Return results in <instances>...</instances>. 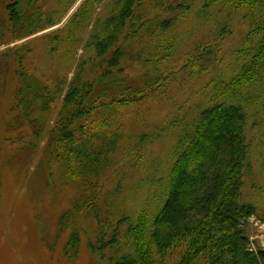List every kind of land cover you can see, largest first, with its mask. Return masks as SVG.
Returning <instances> with one entry per match:
<instances>
[{"label": "rangeland", "instance_id": "rangeland-1", "mask_svg": "<svg viewBox=\"0 0 264 264\" xmlns=\"http://www.w3.org/2000/svg\"><path fill=\"white\" fill-rule=\"evenodd\" d=\"M12 1L0 0V264L133 256L130 224L161 208L180 140L216 101L248 114L242 199L256 208L246 226L250 247L264 249V64L254 61L263 10L235 0H138L121 27L123 0H35L29 14L23 0L19 23L5 8ZM26 22L30 30L17 34ZM97 39L110 41L104 54ZM119 49L124 55L110 66ZM88 83L86 104L97 107L73 121L74 147L101 157L68 161L52 144L69 123L67 95ZM182 253L155 264H176Z\"/></svg>", "mask_w": 264, "mask_h": 264}, {"label": "trees", "instance_id": "trees-1", "mask_svg": "<svg viewBox=\"0 0 264 264\" xmlns=\"http://www.w3.org/2000/svg\"><path fill=\"white\" fill-rule=\"evenodd\" d=\"M34 1L29 0L24 6L28 14ZM22 2L15 0L5 6L12 22H20ZM234 2L236 6H249L264 12V0ZM136 4L139 6L138 0H123V9L117 16L121 27H125L126 19L136 14ZM177 7L187 10L190 5L182 3ZM174 18L166 19L162 26H170ZM3 22L0 14V31ZM117 25L108 28L115 33L119 28ZM27 28L26 22L23 29L16 26L15 32L20 34L24 29L27 32L30 30ZM256 30L262 38L254 61L264 64V18L257 23ZM109 44V39L93 41L100 54L108 51ZM123 55L121 49L115 51L110 66H118ZM252 68H246L245 77L252 78L249 75ZM78 86L65 99V117L69 123L62 126V133L58 132L57 140L52 144L54 148L61 146L68 161L81 152L74 147L77 142L71 128L73 121L92 113L97 107L94 103L86 104L93 96L92 84ZM141 98L144 94L138 97ZM117 102L127 103V99L112 104ZM247 120L245 107L231 101H216L201 110L194 128L180 140V151L171 168L169 187L161 208L152 215L151 221L144 212L136 223L130 224L128 232L134 238L135 254L125 255L117 264H155L157 257L165 260L176 248L183 251L176 264H198L201 259L206 264H264V249H251L246 232L256 208L242 199L248 152ZM92 149L95 148L81 154L84 160L90 156L89 163L99 161L101 157L102 151Z\"/></svg>", "mask_w": 264, "mask_h": 264}]
</instances>
